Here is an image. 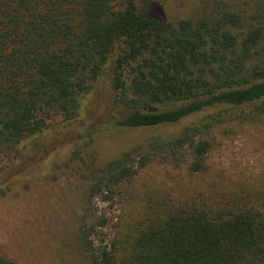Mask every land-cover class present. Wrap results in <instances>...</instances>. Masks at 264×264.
<instances>
[{
    "label": "trees",
    "instance_id": "trees-1",
    "mask_svg": "<svg viewBox=\"0 0 264 264\" xmlns=\"http://www.w3.org/2000/svg\"><path fill=\"white\" fill-rule=\"evenodd\" d=\"M175 4L0 0V194L49 177L68 152L94 146L86 157L95 159L104 135L131 133L83 200L78 242L89 264H264V189L187 191V180L171 178L122 213L109 242L90 239L108 224L90 208L93 194L122 200L140 173L134 155L186 152L194 175L215 126L264 117V0L245 12L201 0L172 20ZM116 111L112 128L91 130L97 115ZM74 125L87 130L80 139L54 143ZM0 264L17 263L0 255Z\"/></svg>",
    "mask_w": 264,
    "mask_h": 264
},
{
    "label": "rangeland",
    "instance_id": "rangeland-1",
    "mask_svg": "<svg viewBox=\"0 0 264 264\" xmlns=\"http://www.w3.org/2000/svg\"><path fill=\"white\" fill-rule=\"evenodd\" d=\"M198 1L201 0H176L170 19L185 18L195 13ZM222 1L245 12L255 0ZM117 116V111L107 117L97 115L90 128L110 129ZM188 123L189 120L185 119L174 128L178 130ZM86 131L83 126L74 125L67 132L56 133L54 143L80 139ZM132 136L131 133L104 135L96 142L95 147H99L100 154L95 159L86 157L94 146L82 148L78 154L68 152L61 163L53 165L49 177L38 175L36 179L29 178L28 183L16 182L12 190L1 193L0 255L17 264H89L78 242L83 200L98 175L97 171ZM204 138L210 140L211 148L205 156V169L194 175L187 173L190 159L186 152L173 155L147 151L134 155L131 164L138 167L140 162V173L134 181H130L122 200L117 198L104 203L102 194H93L90 208L97 215H105L108 224L105 228L96 229L90 239L93 242L101 240L104 244L109 242L114 235L113 226L122 213L140 205L145 196L164 190L171 178L187 180V191L209 185L221 191L264 189V117L245 124L235 122L215 126ZM102 142L107 146L101 145ZM4 154L0 151V183L8 166ZM35 160L34 156L21 162L16 170L25 169Z\"/></svg>",
    "mask_w": 264,
    "mask_h": 264
}]
</instances>
